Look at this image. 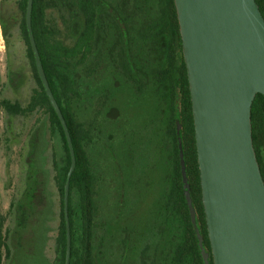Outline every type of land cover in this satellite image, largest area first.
<instances>
[{"label":"rangeland","instance_id":"1","mask_svg":"<svg viewBox=\"0 0 264 264\" xmlns=\"http://www.w3.org/2000/svg\"><path fill=\"white\" fill-rule=\"evenodd\" d=\"M5 5L15 9L14 2ZM161 10L160 0H148V7L137 12L131 5L127 8L133 15L130 40L132 53H139L136 62L142 51L156 46L155 32L145 35L142 29ZM103 24V39L97 47V55L104 58L101 69L94 75L79 71L81 98L74 103L77 119L93 125L86 149L98 179L94 257L98 264H173L184 225L174 210L165 209L169 190L173 196L174 177L167 90L152 74L153 59L141 63L140 83L123 74L117 59L122 41L110 18ZM2 32L0 24V96L20 99L26 105L37 87L26 46L14 30L11 50L24 72L22 87L14 92L15 83L9 82L7 70L10 48ZM9 124L2 113L0 199L7 214L11 250L5 264H60L56 254L60 196L55 176L58 166H63L62 142L51 133L42 112ZM31 141L36 147L29 159ZM34 179L39 185L30 203L26 193L32 190ZM73 203L76 207V195Z\"/></svg>","mask_w":264,"mask_h":264},{"label":"trees","instance_id":"2","mask_svg":"<svg viewBox=\"0 0 264 264\" xmlns=\"http://www.w3.org/2000/svg\"><path fill=\"white\" fill-rule=\"evenodd\" d=\"M160 1L163 10L160 11L159 17L142 29L145 35L155 32L156 46L149 51H142V58L136 62L139 53H132L130 40V24L133 15L127 12V8L131 5L137 12L148 7V0H34L32 12L34 37L50 87L67 122L76 154V169L71 178L69 198L72 235L70 264H98L92 246L93 231L98 215L96 202L98 179L92 171V162L86 149V144L91 139L93 125L85 124L77 119L74 103L81 98L77 88L79 71L94 75L98 74L101 69L100 65L104 58L97 55V47L103 39L101 29L104 27L103 23L107 17L112 20V27L117 31L122 41V48L117 59L123 74L128 79L140 83L141 81H138L137 77L142 69L141 63L153 59L152 74L156 77L157 82L163 84L167 90L166 98L170 117L167 132L173 141V210L184 225L173 264H204L183 194L176 133L177 117H179L182 127L181 137L186 170L197 222L204 238V247L210 252L211 247L202 201L191 94L183 57L179 21L174 1ZM6 2L8 4L14 2L15 9L9 10L5 5ZM256 2L264 17V0H256ZM27 3L28 0H2L0 24L3 37L10 48L7 53V70L9 82L15 83L14 92L21 89L24 81L23 69L17 63L11 50L14 30L18 31L26 46V56L37 87L32 90L26 105H23L20 99L12 100L0 96V120L2 113L6 114L9 123L12 124L13 120L17 118H29L35 113L42 112L47 118L51 133L58 135L62 142L63 166H58L55 176V184L60 196V223L56 239V254L60 264H65L67 238L64 191L71 166V156L61 122L38 75L26 24ZM251 118L253 144L264 179V96L261 94H258L253 102ZM35 147V143L33 144L31 141L29 159L33 155ZM38 185V180L34 179L32 190L26 193L30 197V203L34 200ZM30 186L28 185V187ZM74 195L77 198L76 207L73 203ZM18 205L20 207L21 203L19 202ZM7 220V214L4 212L0 199V264H5L11 253ZM77 234L79 235L78 239Z\"/></svg>","mask_w":264,"mask_h":264},{"label":"water","instance_id":"3","mask_svg":"<svg viewBox=\"0 0 264 264\" xmlns=\"http://www.w3.org/2000/svg\"><path fill=\"white\" fill-rule=\"evenodd\" d=\"M195 127L202 201L213 264H264V179L253 144L252 105L264 96V17L256 0H173ZM26 24L38 75L67 140L71 166L64 191L71 263L70 183L76 154L64 114L53 94L32 28ZM183 194L204 264V247L186 170L181 125L176 122Z\"/></svg>","mask_w":264,"mask_h":264},{"label":"flooded vegetation","instance_id":"4","mask_svg":"<svg viewBox=\"0 0 264 264\" xmlns=\"http://www.w3.org/2000/svg\"><path fill=\"white\" fill-rule=\"evenodd\" d=\"M170 192L171 191L169 190V192L166 195V200H167L166 205L164 204L166 211L173 210V196L170 195ZM172 194H173V192H172ZM210 247H211V245H210ZM210 260L212 261V264H213V258H212V254H211V248H210Z\"/></svg>","mask_w":264,"mask_h":264}]
</instances>
